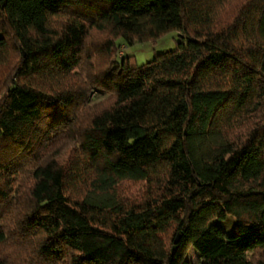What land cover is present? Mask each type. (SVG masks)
Instances as JSON below:
<instances>
[{
	"label": "trees",
	"instance_id": "16d2710c",
	"mask_svg": "<svg viewBox=\"0 0 264 264\" xmlns=\"http://www.w3.org/2000/svg\"><path fill=\"white\" fill-rule=\"evenodd\" d=\"M0 264H264V0H0Z\"/></svg>",
	"mask_w": 264,
	"mask_h": 264
},
{
	"label": "rangeland",
	"instance_id": "374dc122",
	"mask_svg": "<svg viewBox=\"0 0 264 264\" xmlns=\"http://www.w3.org/2000/svg\"><path fill=\"white\" fill-rule=\"evenodd\" d=\"M180 40L179 35L176 31H171L164 35L162 38L157 40L155 43H129L123 39L119 40L120 44V51L118 54V58L120 59L122 55L125 56H132L134 59L135 66H141L142 64L150 61L154 55L163 53L169 50L176 49L177 43ZM101 99V98H99ZM96 98L94 101H97ZM232 222V224L230 223ZM218 225L226 231L227 233H232L234 220L231 217H227L223 221H218ZM197 252L194 249H190L187 259L192 263L196 262L197 259Z\"/></svg>",
	"mask_w": 264,
	"mask_h": 264
}]
</instances>
